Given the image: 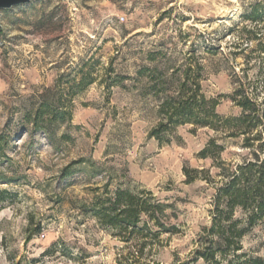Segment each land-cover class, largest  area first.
I'll return each instance as SVG.
<instances>
[{"label": "rangeland", "instance_id": "rangeland-1", "mask_svg": "<svg viewBox=\"0 0 264 264\" xmlns=\"http://www.w3.org/2000/svg\"><path fill=\"white\" fill-rule=\"evenodd\" d=\"M260 3L33 0L0 11V264H210L197 251L215 187L187 183L184 168L216 173L199 158L212 139L226 163L251 151L243 137L192 125L161 145L150 135L160 121L154 77L201 65L218 113L239 117L234 73L264 99L260 19L250 18ZM88 74L95 82L66 96ZM53 97L72 117L49 137L26 115ZM119 189L151 192L165 206L164 229L150 224L153 236L126 243L80 211ZM242 244L240 253L264 259V221Z\"/></svg>", "mask_w": 264, "mask_h": 264}, {"label": "trees", "instance_id": "trees-1", "mask_svg": "<svg viewBox=\"0 0 264 264\" xmlns=\"http://www.w3.org/2000/svg\"><path fill=\"white\" fill-rule=\"evenodd\" d=\"M250 18L253 21L260 19L262 51L263 3H260V10L258 7L254 9ZM202 70L201 65H197V69L188 65L170 76L161 75L158 80L154 77V94L161 101L160 121L150 135L161 145L170 144L179 127L192 125L223 133L226 138H244V149L251 151L244 162L223 161L222 154L226 148L212 139L199 153V158L211 160L216 173L213 174L212 170L184 168L187 183L200 179L215 187L212 223L203 229L197 259L219 264L221 258L233 255L229 264H264L261 257H248L240 253L243 251V239L264 221V99L257 91L250 89L245 74L234 73V92L229 98L242 113L239 117L223 118L217 111L220 99L208 98L203 91ZM146 72L147 69H144L139 74L144 76ZM94 82L91 74L85 75L75 87L70 88L66 96L72 97L76 93L74 89L82 92ZM71 117V110L68 107L59 109L55 97L26 115L35 131L42 130L49 137L53 135L50 126L71 120ZM80 211L93 217L100 226L111 230L114 237L126 243L151 236L153 229L150 224L154 227L162 225L164 229L160 217L165 212V206L147 191H106L104 195H98L89 204L83 205ZM143 242L139 251L141 255L146 246V241Z\"/></svg>", "mask_w": 264, "mask_h": 264}, {"label": "water", "instance_id": "water-1", "mask_svg": "<svg viewBox=\"0 0 264 264\" xmlns=\"http://www.w3.org/2000/svg\"><path fill=\"white\" fill-rule=\"evenodd\" d=\"M33 0H0V11L9 10L20 5H27ZM67 1V0H63Z\"/></svg>", "mask_w": 264, "mask_h": 264}]
</instances>
